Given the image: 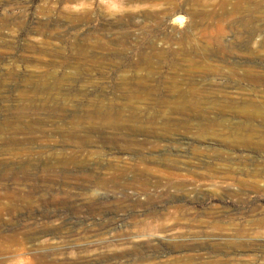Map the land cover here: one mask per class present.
I'll return each instance as SVG.
<instances>
[{"label":"rangeland","instance_id":"374dc122","mask_svg":"<svg viewBox=\"0 0 264 264\" xmlns=\"http://www.w3.org/2000/svg\"><path fill=\"white\" fill-rule=\"evenodd\" d=\"M264 264V0H0V264Z\"/></svg>","mask_w":264,"mask_h":264},{"label":"bare ground","instance_id":"6f19581e","mask_svg":"<svg viewBox=\"0 0 264 264\" xmlns=\"http://www.w3.org/2000/svg\"><path fill=\"white\" fill-rule=\"evenodd\" d=\"M96 263H98V261H95V262H91L90 264H96Z\"/></svg>","mask_w":264,"mask_h":264}]
</instances>
